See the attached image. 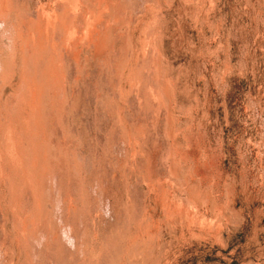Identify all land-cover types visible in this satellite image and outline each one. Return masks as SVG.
Listing matches in <instances>:
<instances>
[{
	"label": "rangeland",
	"instance_id": "1",
	"mask_svg": "<svg viewBox=\"0 0 264 264\" xmlns=\"http://www.w3.org/2000/svg\"><path fill=\"white\" fill-rule=\"evenodd\" d=\"M0 264H264V0H0Z\"/></svg>",
	"mask_w": 264,
	"mask_h": 264
},
{
	"label": "bare ground",
	"instance_id": "2",
	"mask_svg": "<svg viewBox=\"0 0 264 264\" xmlns=\"http://www.w3.org/2000/svg\"><path fill=\"white\" fill-rule=\"evenodd\" d=\"M65 181V180H64ZM69 210V209H68ZM39 249V248H38Z\"/></svg>",
	"mask_w": 264,
	"mask_h": 264
}]
</instances>
